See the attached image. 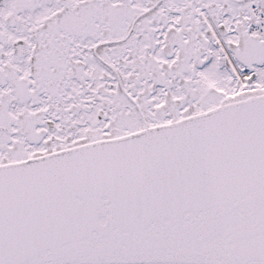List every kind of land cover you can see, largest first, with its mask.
Returning a JSON list of instances; mask_svg holds the SVG:
<instances>
[{"label":"snow or ice","instance_id":"snow-or-ice-1","mask_svg":"<svg viewBox=\"0 0 264 264\" xmlns=\"http://www.w3.org/2000/svg\"><path fill=\"white\" fill-rule=\"evenodd\" d=\"M0 264H264V0H0Z\"/></svg>","mask_w":264,"mask_h":264}]
</instances>
